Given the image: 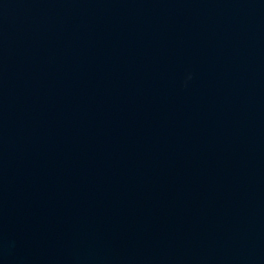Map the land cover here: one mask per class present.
Instances as JSON below:
<instances>
[{
  "label": "water",
  "instance_id": "1",
  "mask_svg": "<svg viewBox=\"0 0 264 264\" xmlns=\"http://www.w3.org/2000/svg\"><path fill=\"white\" fill-rule=\"evenodd\" d=\"M0 264H264V0H0Z\"/></svg>",
  "mask_w": 264,
  "mask_h": 264
}]
</instances>
